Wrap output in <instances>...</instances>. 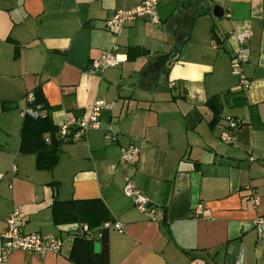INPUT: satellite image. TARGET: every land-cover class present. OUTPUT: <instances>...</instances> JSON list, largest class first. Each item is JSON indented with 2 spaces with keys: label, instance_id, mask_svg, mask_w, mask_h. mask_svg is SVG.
Returning <instances> with one entry per match:
<instances>
[{
  "label": "crops",
  "instance_id": "0c3cea01",
  "mask_svg": "<svg viewBox=\"0 0 264 264\" xmlns=\"http://www.w3.org/2000/svg\"><path fill=\"white\" fill-rule=\"evenodd\" d=\"M140 1L0 0V246L15 207L23 232L62 239L58 252L15 250L0 264H75L71 234L85 224L100 242L107 219L121 224L107 229L109 264H264V235L253 228L264 216V0H159V25L141 17L117 35L106 30L116 10ZM239 32L249 33L245 89L231 68ZM112 47L121 63L91 73ZM132 47L147 53L128 56ZM35 90L45 137L96 99L113 105L39 168L35 153L19 150L20 112ZM227 116L241 121L232 143L219 139ZM129 145L139 149L134 164L120 160ZM127 181L154 219L124 193Z\"/></svg>",
  "mask_w": 264,
  "mask_h": 264
},
{
  "label": "built area",
  "instance_id": "2783aa9c",
  "mask_svg": "<svg viewBox=\"0 0 264 264\" xmlns=\"http://www.w3.org/2000/svg\"><path fill=\"white\" fill-rule=\"evenodd\" d=\"M159 0H141L140 3L129 9H118L109 18L105 20V28L111 34L117 35L126 26L138 18L146 17L156 25L161 23L158 16L157 7ZM249 38L248 32L236 33L238 48L232 57V71L239 75V88L245 89L249 85L248 78L242 73V65L249 59L250 50L247 45ZM121 58L114 47L105 50L98 58L91 60L89 71L91 73L102 72L107 67H114L121 63ZM34 99L33 92L26 95V106L20 112L22 117L31 116L36 118L39 116L37 109L29 106L28 103ZM113 102H106L102 99H96L90 107L87 115L76 119H69L58 126L57 136L62 141H75L81 139L88 130L100 127V112L104 107H111ZM241 121L232 116L225 118V128L220 133L219 139L222 142L232 143L233 137L230 130L240 126ZM106 137L114 140L113 132L108 131ZM48 141V139H46ZM139 153V149L135 145H129L122 149L120 160L127 164H134ZM124 193L129 196L135 207L145 213L151 219H154V207L149 199L144 196L130 181H127L123 187ZM259 198L253 197V204L258 203ZM196 212L201 213V206L196 207ZM23 218L20 208L15 207L6 218V227L1 236L2 244L0 246V261L15 250L29 251L38 255H44L47 252H58L62 239L53 234H42L39 232L25 233L22 230ZM104 228L114 227L121 231L119 222L105 221L102 224ZM253 228L258 235H264V216H257L253 220ZM78 233H89L91 229L87 225H80ZM75 233L69 237L72 239ZM236 264H241L239 260Z\"/></svg>",
  "mask_w": 264,
  "mask_h": 264
},
{
  "label": "trees",
  "instance_id": "16d2710c",
  "mask_svg": "<svg viewBox=\"0 0 264 264\" xmlns=\"http://www.w3.org/2000/svg\"><path fill=\"white\" fill-rule=\"evenodd\" d=\"M137 52L138 54L147 53L146 50L138 47H132L128 51V56L131 52ZM135 53V54H137ZM34 99L28 103L29 106L34 109H41L42 98L40 93L35 90L33 92ZM214 100L211 98L209 100ZM208 100V101H209ZM218 114V113H217ZM49 120L47 116L33 118L31 116H24V122L21 129V139L19 150L23 153L33 152L36 154V166L39 168L52 167L58 160L59 152L62 144V140L58 138L57 131L58 127L52 126L50 129L49 136L45 137V129H42V124H48ZM28 124L32 125V129H28ZM48 139V141H46ZM97 213H100L103 209L100 201L95 200ZM112 221L107 219L105 221ZM104 221V222H105ZM107 229L100 227L99 240L102 243V249L99 253H93V241L92 234L89 233H78L72 238V248L69 254V259L75 264H109L108 250H107Z\"/></svg>",
  "mask_w": 264,
  "mask_h": 264
},
{
  "label": "water",
  "instance_id": "95a60500",
  "mask_svg": "<svg viewBox=\"0 0 264 264\" xmlns=\"http://www.w3.org/2000/svg\"><path fill=\"white\" fill-rule=\"evenodd\" d=\"M186 15H187V14H185V16H184V22H185V23H189L190 20H186V19H187ZM213 15L216 16V17H220V16H221L220 8H219L218 6H215V7L213 8ZM185 23H184V24H185ZM100 250H101V243H100L99 241L95 240V241L93 242V252H94L95 254H97V253L100 252Z\"/></svg>",
  "mask_w": 264,
  "mask_h": 264
}]
</instances>
